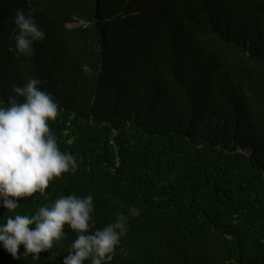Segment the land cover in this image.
Here are the masks:
<instances>
[{
    "label": "trees",
    "instance_id": "1",
    "mask_svg": "<svg viewBox=\"0 0 264 264\" xmlns=\"http://www.w3.org/2000/svg\"><path fill=\"white\" fill-rule=\"evenodd\" d=\"M31 7L47 35L17 56L15 10L29 6L0 0V105L13 83L40 79L61 108L49 127L78 168L51 181L47 198L0 207V222L92 195L94 228L140 209L106 264H264V0ZM65 230L41 260L0 248V264H63L75 239Z\"/></svg>",
    "mask_w": 264,
    "mask_h": 264
},
{
    "label": "clouds",
    "instance_id": "2",
    "mask_svg": "<svg viewBox=\"0 0 264 264\" xmlns=\"http://www.w3.org/2000/svg\"><path fill=\"white\" fill-rule=\"evenodd\" d=\"M27 4V12L23 8L15 10V43L9 51L30 57L34 43L43 41L47 33L35 19L37 10L31 7L32 0H27ZM41 85L42 81L33 77L23 86L13 83L6 106L0 105V207L10 212H15L22 198L34 193L47 198L45 190L51 181L78 168L76 156L61 151L49 127V121L57 118L61 108ZM93 213L92 195H61L41 205L34 214L16 212L0 222V248L14 260L31 255L39 261L40 253L67 238V226L75 233V239L63 264H106L128 234L130 218L138 217L140 209L130 207L103 228H94Z\"/></svg>",
    "mask_w": 264,
    "mask_h": 264
},
{
    "label": "rangeland",
    "instance_id": "3",
    "mask_svg": "<svg viewBox=\"0 0 264 264\" xmlns=\"http://www.w3.org/2000/svg\"><path fill=\"white\" fill-rule=\"evenodd\" d=\"M78 24H82V22H79V23H76V24H72V25H70V27L76 26ZM246 152H247V150H246Z\"/></svg>",
    "mask_w": 264,
    "mask_h": 264
},
{
    "label": "water",
    "instance_id": "4",
    "mask_svg": "<svg viewBox=\"0 0 264 264\" xmlns=\"http://www.w3.org/2000/svg\"><path fill=\"white\" fill-rule=\"evenodd\" d=\"M240 152L246 153V150L239 149Z\"/></svg>",
    "mask_w": 264,
    "mask_h": 264
}]
</instances>
